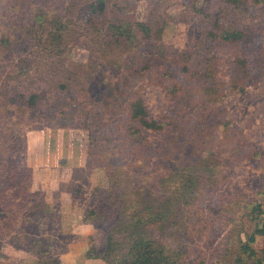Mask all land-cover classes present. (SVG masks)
Masks as SVG:
<instances>
[{"label": "rangeland", "instance_id": "obj_1", "mask_svg": "<svg viewBox=\"0 0 264 264\" xmlns=\"http://www.w3.org/2000/svg\"><path fill=\"white\" fill-rule=\"evenodd\" d=\"M113 24L136 45L117 48ZM256 199L264 5L0 0V264H109V239L118 260L141 241L157 264H236L240 235L262 248Z\"/></svg>", "mask_w": 264, "mask_h": 264}, {"label": "trees", "instance_id": "obj_2", "mask_svg": "<svg viewBox=\"0 0 264 264\" xmlns=\"http://www.w3.org/2000/svg\"><path fill=\"white\" fill-rule=\"evenodd\" d=\"M256 3L264 5V0H255ZM95 7V4L92 8ZM227 11V10H226ZM101 12L94 11L92 13V17L97 15H101ZM113 32L111 34L113 44L116 45L117 48L121 47V41L123 40H130L128 43L136 45L137 41H135V35L132 34V31H128L124 27V25H115ZM247 33L243 29H227L225 31V39L230 42H242L246 37ZM216 37V36H215ZM134 39V40H133ZM126 46V45H124ZM128 47V46H126ZM131 114L134 118H139L142 125L146 128H155L157 129L158 124L156 122H149L148 121V113L146 111L145 104L142 102L141 99L136 100V102L132 103L131 105ZM15 193H25L27 192L20 190L19 192ZM262 193V192H261ZM16 200L15 194L14 195H6L4 199L9 204H12ZM29 201V198H27ZM1 208H4L3 206ZM6 208V209H5ZM4 209H1V214L8 213L7 209L9 206L5 205ZM245 215L248 219V223L250 225L254 224L255 229L260 231L264 235V203L258 199L252 200L251 202L245 205ZM126 217L125 211L119 215V219L124 221ZM142 222L141 220H137L134 223L138 224ZM245 230V228H243ZM241 237V235H240ZM238 239V255L236 264H264V237L262 241V248L257 250L255 243L257 242V235L256 232H252L251 234L247 235V238L244 240L242 238ZM110 244H112L111 239L108 240L107 247L105 252L102 255L95 256L96 258H100L106 261L109 264H157V250L156 247L150 243H142L141 241H135L132 243L130 247L129 255L124 257L123 259H116L112 256V251ZM195 264H205L204 261H197Z\"/></svg>", "mask_w": 264, "mask_h": 264}]
</instances>
